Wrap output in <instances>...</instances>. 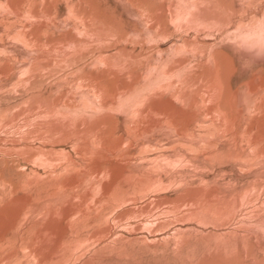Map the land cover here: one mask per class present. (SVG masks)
<instances>
[{
    "label": "rangeland",
    "instance_id": "rangeland-1",
    "mask_svg": "<svg viewBox=\"0 0 264 264\" xmlns=\"http://www.w3.org/2000/svg\"><path fill=\"white\" fill-rule=\"evenodd\" d=\"M0 264H264V0H0Z\"/></svg>",
    "mask_w": 264,
    "mask_h": 264
}]
</instances>
